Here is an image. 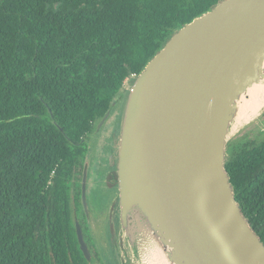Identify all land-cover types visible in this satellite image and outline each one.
I'll list each match as a JSON object with an SVG mask.
<instances>
[{
	"label": "trees",
	"instance_id": "1",
	"mask_svg": "<svg viewBox=\"0 0 264 264\" xmlns=\"http://www.w3.org/2000/svg\"><path fill=\"white\" fill-rule=\"evenodd\" d=\"M220 1L0 0V264H86L75 222L89 137L124 82ZM227 153L264 244V139L233 138Z\"/></svg>",
	"mask_w": 264,
	"mask_h": 264
},
{
	"label": "water",
	"instance_id": "2",
	"mask_svg": "<svg viewBox=\"0 0 264 264\" xmlns=\"http://www.w3.org/2000/svg\"><path fill=\"white\" fill-rule=\"evenodd\" d=\"M263 81L264 0L220 1L128 79L105 179L116 190V234L126 243L114 244L118 264H264V244L225 169L239 106ZM86 186L84 171L85 209Z\"/></svg>",
	"mask_w": 264,
	"mask_h": 264
},
{
	"label": "rangeland",
	"instance_id": "3",
	"mask_svg": "<svg viewBox=\"0 0 264 264\" xmlns=\"http://www.w3.org/2000/svg\"><path fill=\"white\" fill-rule=\"evenodd\" d=\"M124 83L122 92H119L115 98V104L109 117L98 130H95L97 132L89 137V147L85 160L87 173L90 175L86 186L88 203L87 224L93 235L86 239L89 246L93 248L99 264H118L117 260L115 261L114 259L116 239L119 243L126 245L122 237L116 234L119 230L118 218L114 213L116 190L115 188H107L105 185L108 172L106 168L110 169V166H112L110 156L114 152V144L120 132L128 81ZM263 131L264 111L243 125L234 133L233 138L246 135L249 139L262 140L264 139ZM92 210H94V213L96 211V213L93 214ZM97 218L100 219L98 220L99 224L97 223ZM86 264H89L88 261H86Z\"/></svg>",
	"mask_w": 264,
	"mask_h": 264
},
{
	"label": "bare ground",
	"instance_id": "4",
	"mask_svg": "<svg viewBox=\"0 0 264 264\" xmlns=\"http://www.w3.org/2000/svg\"><path fill=\"white\" fill-rule=\"evenodd\" d=\"M263 111L264 81L261 84L253 86L249 89L247 97L242 100L233 126V133H236L243 125L259 116Z\"/></svg>",
	"mask_w": 264,
	"mask_h": 264
},
{
	"label": "flooded vegetation",
	"instance_id": "5",
	"mask_svg": "<svg viewBox=\"0 0 264 264\" xmlns=\"http://www.w3.org/2000/svg\"><path fill=\"white\" fill-rule=\"evenodd\" d=\"M86 201H87V198H86ZM81 203H82V199H81ZM82 207H83V203H82ZM88 208V203H87V206H86V209L83 207V213H84V215L83 216H81V220H83V227L85 228H87V229H84V228H81L82 229V233H83V237H84V240H85V242H86V244H87V247H88V250H89V253H90V259L89 260H87L85 257H84V259H85V262L86 261H88V263L89 264H99L97 261H98V259H96V256H95V253L93 252L94 250H93V248L92 247H90L89 246V244L87 243V239L86 238H88L89 236H93L92 234H91V230L89 229V227H88V224H87V222H88V213H87V209ZM91 210V209H90ZM85 211V212H84ZM92 212H93V214H95L96 213V211H95V213H94V210H92ZM97 220V223L99 224V221L98 220H100L99 218H97L96 219ZM76 223H78L79 224V222L76 220V222H75V224ZM80 225V224H79ZM81 227V226H80ZM95 233V232H94ZM77 237V236H76ZM78 242V241H77ZM78 246H79V244H78ZM79 249H80V247H79ZM81 251V250H80ZM82 253V252H81ZM83 255V254H82ZM84 256V255H83Z\"/></svg>",
	"mask_w": 264,
	"mask_h": 264
},
{
	"label": "built area",
	"instance_id": "6",
	"mask_svg": "<svg viewBox=\"0 0 264 264\" xmlns=\"http://www.w3.org/2000/svg\"><path fill=\"white\" fill-rule=\"evenodd\" d=\"M135 75H132L130 78L134 77ZM128 81V79L126 80V82ZM125 84V83H124Z\"/></svg>",
	"mask_w": 264,
	"mask_h": 264
}]
</instances>
